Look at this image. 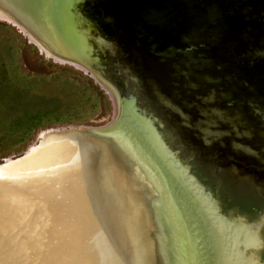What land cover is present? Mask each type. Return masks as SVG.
<instances>
[{"label":"bare ground","instance_id":"6f19581e","mask_svg":"<svg viewBox=\"0 0 264 264\" xmlns=\"http://www.w3.org/2000/svg\"><path fill=\"white\" fill-rule=\"evenodd\" d=\"M16 3L21 4V10L35 26L49 24L44 0H18ZM11 4L15 8L12 1ZM73 9L77 10L84 22L90 24L91 30L108 37L110 33L124 36L126 38L124 46L136 53L139 60L145 66L152 67L155 73L165 74L170 79L166 86L175 89L182 99L198 102L201 99L203 104H210L208 97L198 95H205V91L211 88L209 82L213 80L206 68L209 65L215 66L218 79H222L223 82L227 78L230 80L237 78L243 84V88L264 92V0H78L74 3ZM9 10L8 3L0 0V13L7 15L26 30L16 18L11 17ZM29 33L37 37L36 34ZM133 56L138 59L134 54ZM105 87L107 88V85ZM196 96L201 97L196 98ZM260 107L252 116L250 115L255 118L251 124L235 114L222 113L220 114L223 120L218 123L219 129H229V136L233 137L228 124L232 123L239 132L236 139L247 143L244 146L249 147L251 151L252 148L255 149L252 151L254 155L242 157L245 161L242 165H246L243 172L250 180L257 176L261 179L254 180L257 183H261L260 181L264 179V138H256L252 141L248 139H251L254 133L264 134V106ZM247 108L249 111H254L252 107ZM129 125L123 130L127 134L128 132L133 134L130 139L135 142V147L132 146L131 151L135 155L139 153L140 158L136 155L138 161L146 159V163H153L156 167L158 160L153 146L158 144L157 136L150 129L138 128L136 121ZM129 128L134 130L138 128L139 134L128 131ZM80 130L82 131V129L70 128L44 132L39 145L28 151L30 156L27 160L6 161V164L17 165L13 171L1 170L3 166H0V223L4 221L14 225L12 229L0 227L1 264H27L26 242L37 235L39 219L44 226L46 214L51 220L52 229L46 231L48 238L40 258L41 264H94L96 246L92 241L94 240L92 229L89 227L88 231L86 228L84 233L83 227L86 226L81 225L88 220L89 225L93 226L94 219L104 220L100 223L108 224L109 231L111 230V234L113 233L115 237H119L118 235L123 232L130 252L133 255V252L137 253L140 258L138 251L145 255L144 247L150 239L154 236L160 238L158 258L163 264H174V260L177 261L179 257L175 231V236L168 238L167 243L163 242L164 234L156 223L152 226V232L149 230L151 233L149 236L147 233L144 234V228L152 224L149 217L151 210L146 209L147 212H144L145 206L151 203L145 198L148 192H152L149 191V187L141 185L136 195L138 202L131 203L127 208L121 207V203L124 204L123 197L131 194L127 191L124 195L129 184L125 180L127 175L125 168L130 170L136 168V166L133 168L131 163L125 162L126 159L130 160L129 158L124 159V155L120 157L118 155L119 162L108 151L111 148L97 145L94 148V155L99 156L106 176L102 178V182L96 181L99 187L96 191L93 168L88 167L85 176L76 173L81 159L90 162L87 160L90 154L85 151L89 142L80 143L79 137H85ZM127 138L125 136L126 142L129 141L131 145L130 139L127 141ZM225 139L226 137L221 139L224 140L223 143ZM223 148L217 149V156H213L216 160L228 159L227 150ZM64 158L67 164L72 166L75 174L74 180L65 184L52 177L55 172L54 167L61 165ZM168 162L170 163L171 160ZM132 165H134L133 161ZM186 175L187 173L184 176ZM46 178L51 179L47 181V185H43L42 180L44 183ZM143 180L147 181L146 177L143 176ZM220 185L227 194L241 204L250 203L249 200L244 199L248 193L238 191L233 185H226L222 180ZM189 188L191 189V186ZM193 188L191 191L195 190ZM250 188L255 193L259 192L253 184H250ZM155 196L160 195L156 193ZM93 199L96 203L98 200L100 205L98 207H101L94 213L95 216L92 214ZM132 205H137L139 211H143L138 223L135 213L132 212L134 211ZM188 210L192 211L189 204ZM146 220L148 223H145ZM133 222L136 223V233L132 229ZM129 230L134 241L132 245L127 239ZM88 237L89 251L84 252ZM144 262L153 264L149 257H146Z\"/></svg>","mask_w":264,"mask_h":264},{"label":"rangeland","instance_id":"374dc122","mask_svg":"<svg viewBox=\"0 0 264 264\" xmlns=\"http://www.w3.org/2000/svg\"><path fill=\"white\" fill-rule=\"evenodd\" d=\"M26 30L7 15L0 13V166L6 161H15L27 156L32 147L39 145L44 132L70 128L95 130L111 123H118L124 116L115 105L113 91L106 81L111 87L116 89L117 87L104 76L105 70L100 69L103 67L102 63H98L101 66L98 69L74 61L64 54L49 49ZM141 75L143 74L141 73ZM144 78L152 79L149 76ZM172 96L173 91L169 90L166 97H171V101L180 106V103ZM199 100L201 101V99ZM206 105L211 107V104ZM183 111L185 110L183 109ZM176 118L178 120L177 116ZM201 120L204 118L200 115H194L192 118L193 123ZM212 129L217 130V128ZM219 130L229 131L227 128ZM112 137L120 145L121 151L130 158V162L132 160L138 168L141 177L135 179L137 187L144 184L149 187V191H152L145 195V198L151 202L145 207L151 210L149 213L152 224L144 228V234L147 233L149 236L151 234L149 230L152 232V226L156 223L164 234L163 242L167 243L168 238L175 231L182 264H225L227 262L240 264L245 259L251 261L252 264H264L263 180L260 181L261 183L251 181L259 193L257 194L251 189L253 192L249 194L250 197L244 198L250 203L243 202L241 204L227 194L223 187H220L222 179L217 177V182L215 181L216 176L229 179L222 169L212 165L211 162L216 159L213 160L211 157L208 159L205 150L193 140L187 141V139L181 138L180 143L183 148L167 138H164L162 144L158 142L157 146H153L158 160L155 167L153 163H146V159L138 161L139 153L136 156L119 136ZM256 138H264V134L254 133L253 137L248 140L252 141ZM231 141L237 142L235 138H231ZM131 142L135 147V142ZM253 149L252 151L255 150ZM190 150L196 151L193 157L190 156ZM211 156L213 155L211 154ZM168 160L171 162L169 163ZM103 161L106 163L104 158ZM170 168H173V172ZM186 173L187 175L184 176ZM174 175L178 178H175ZM143 176L147 181L144 182ZM172 181L176 182L172 183ZM188 186H191V189L194 187L193 190H195L191 191ZM175 191L180 193L176 198H182L191 205V212L188 209V213L185 212L178 201L174 200L173 192ZM154 193H159L160 196H155ZM141 212L143 213L141 210L134 213L140 217ZM204 213L207 214L204 215ZM221 216H231L234 219L245 221L246 224L241 228L243 244L240 245L235 238L230 237L225 240L227 247L225 254L214 257L210 256L208 252L210 244L213 243L214 226L224 222H222ZM204 220L207 221L204 222ZM49 228L43 226L44 231L41 230V235ZM170 229L173 231L171 232ZM128 233V236L132 235L131 232ZM160 240L154 236L144 247L145 258L149 257L153 264H163L157 255L158 247L161 244ZM27 241L26 245L30 253L37 246V238L34 236ZM44 246L41 245L37 248L36 257L37 255L42 257ZM240 247L245 250H241ZM29 264L41 263L40 260L33 259Z\"/></svg>","mask_w":264,"mask_h":264},{"label":"water","instance_id":"95a60500","mask_svg":"<svg viewBox=\"0 0 264 264\" xmlns=\"http://www.w3.org/2000/svg\"><path fill=\"white\" fill-rule=\"evenodd\" d=\"M11 1L14 3L15 8L17 7V10L12 7ZM17 1L18 0H5V2H7L10 7L9 13H11V17L16 18L29 32L36 34L38 39L42 41L43 44L49 49H52L57 53L64 54L66 57L73 59L74 61H78L88 66H94L98 69L101 67L98 63H102L103 67L100 69L105 70V75L102 73L103 71H101V73L110 81H112L117 87V89L115 87H111L109 82L106 81L109 88L113 91L115 105L122 111V114L124 115L123 119H121L118 123H111L95 130L77 128L82 129V131L80 130L81 133L85 134V137H79L80 143L89 142V146L85 149V151H88V154H90L89 159H87L90 162L87 163L81 159V164L78 165L79 168L76 169V173H80L81 175L85 176V173L88 171V167L93 168L95 191L99 189L96 181L102 182V178H104L106 175L102 169L103 164L99 161V156L94 155V148H96L97 145L111 148L108 149V151H110V154L114 159L116 158L119 161L118 155L120 157V155L123 156L124 153L121 151L120 147L112 136H119V138L125 142V145L129 149H132L133 143L131 142L130 145L128 140L133 134L129 132L127 134V132L123 129H125V126L133 124L134 121H136V126L138 128H141L142 130V127L150 129L152 133L157 136L158 142L161 144L164 143V138H167L175 145L183 148L180 143L181 138L187 139V141L193 140L199 147L205 150V155L208 159L211 157L213 160H215L213 156H217V149L219 147H224L223 149L227 150L226 152L229 156L227 157L228 159H223L220 157V160L213 161L215 163L211 161L210 162L215 168L218 167L222 169L229 180L225 179L224 177L216 176L215 181L217 182V177L222 180L225 179L226 185L231 184L238 191L248 193L247 197L253 192L250 188V184H252L251 181L260 178L258 176L255 177L254 174L252 175L255 178L251 180L248 178L249 176L243 172L245 171L244 168L246 165H242V163L244 164L245 162L242 157H244V155H254V153L249 147L240 144L243 141L236 139V137L239 135V132L235 130V127L232 123L228 124L231 128V132L234 135L233 137L229 136V132H224L218 129V123L223 120L220 112H218L215 108H211L206 104H203L201 101L198 102L182 99L175 89L166 86L167 81L170 79H168L165 74L162 75V73H155L156 71L152 67L145 66V64L139 60V57L136 53L124 46V39H126L124 36L110 33L108 34V37L91 30L89 27L90 24L88 22H84L78 15L77 10L73 9L74 3L78 0H44L46 3L48 21L50 20L51 22L45 26H35V24L29 20L27 14L21 10V4L16 3ZM17 4L19 5L17 6ZM133 54L138 57V59L134 58ZM140 72L144 75V77L149 76V78L152 79H145ZM169 90L173 91L174 99L180 103V106L174 104L171 101V97H166V93ZM183 109L185 111H183ZM194 115H200L204 118V120L193 123L192 118ZM176 116L178 117V120ZM129 127H131V125H129ZM138 128L135 130L129 128L131 130H127L138 135ZM212 128H217V130ZM125 136L128 137V142H126ZM223 137H226L225 142L227 147H225V142L223 143L224 140H221ZM231 138H235L237 142H232ZM147 140L148 138H146V141ZM195 152L196 151L190 150V156L193 157ZM211 154L213 156H211ZM29 156L30 155H27V157L23 156L19 158V160H27ZM126 157V154H124V159H126ZM126 161L131 163V166L135 168V164L132 165V160L130 162V160L126 159ZM15 162H18V160ZM1 166H3L1 170L13 171V168L17 165L5 163ZM135 169L130 170V168H125L127 172L125 180L126 182H129V184L125 189L124 195L127 191L131 194H128L127 197H123L122 199L124 202V204L121 203L122 207L126 206L124 208H127L131 203L136 204L138 202L136 195L142 184L137 187L138 184L135 182V179L141 177V174L139 173L137 167ZM54 170L55 172L53 173L52 177H54L56 180H60L63 184L72 182L75 178L72 166L67 164L65 158L63 159L61 165L54 167ZM49 179L46 178L44 183L42 180V184L47 185V181ZM43 185L41 187H43ZM173 194L174 199H176L183 207V210L187 212L188 204L186 201H184L182 198H176V196H178L180 193L175 191ZM101 200L105 201L103 198H101ZM92 201H94V208H92L94 209L92 210V214L94 215V213H96L101 207H98L100 206L98 205V200L97 203L94 199ZM45 205L46 204H44V206ZM136 206L137 205L131 206V208L134 210L132 212L139 211V207ZM146 209L147 208H144V212H147ZM40 216L42 217V215ZM135 217L136 220L138 219L136 221L138 223L140 217L138 218L137 215H135ZM44 219V226L47 228L51 227L50 225L52 223L47 214ZM221 220L224 222L217 223L214 226V231L212 233L213 243L211 244L210 250L208 252L210 256L214 257H220L225 254L227 251L225 240L229 239L230 237L235 238V240L238 241L240 245L243 244V232L241 228L244 227V224H246L245 221L234 219L231 216H221ZM100 221L104 220L94 219L93 226L89 225L88 220L87 222L85 220L81 224L82 227L83 225L86 226L83 227L84 233L86 232V228L88 231L89 227L92 229L91 234L94 238L92 241L96 246L94 264H145V256L140 251L138 252L140 253L142 259L138 257L137 253L133 252V255L132 252H130L123 232V234L121 233V235H118L119 237H115L113 233L111 234V230L109 231L108 224L106 225L104 222L101 224ZM39 222L40 224L37 227V235L35 236L37 238V246L29 253L28 247L26 245L27 264H29L33 259L40 260V256L37 255L36 257L35 253L39 246L46 244L48 238L46 232L41 235V230L43 229L41 219H39ZM135 225L136 223L134 224L133 222L132 229L133 232L136 233L137 227H135ZM13 226L14 225L11 222H9V224L8 222L5 223L4 221L0 223V227H3V229H12ZM128 232L131 231L129 230ZM173 235L174 231L172 236ZM131 236H128L127 239H129V242L132 245L134 241L133 238L131 239ZM84 239H86V237ZM89 244L90 241L88 237L86 242L87 247L84 252L89 251ZM177 248L179 257L177 258V261L174 260V264H176V262L177 264H182L179 247L177 246ZM240 249L243 251L245 250L243 247H240ZM225 264L231 263L227 262ZM240 264L252 263L251 261L245 259V261Z\"/></svg>","mask_w":264,"mask_h":264},{"label":"flooded vegetation","instance_id":"af4514ba","mask_svg":"<svg viewBox=\"0 0 264 264\" xmlns=\"http://www.w3.org/2000/svg\"><path fill=\"white\" fill-rule=\"evenodd\" d=\"M206 68L213 80L209 82L211 88L206 90L205 95H198L208 97L212 108H215L218 112L224 115L235 114L237 117L240 116V119H243L246 123H253L255 118L250 117V115L252 116L255 110H259L260 106H264V92L260 93L248 87L243 88V84L237 78L232 80L227 78L223 82L222 79H218L215 66L209 65ZM189 70L194 73L193 70ZM199 97L196 96V98ZM247 107H252L254 111H249ZM254 128L256 127L254 126Z\"/></svg>","mask_w":264,"mask_h":264}]
</instances>
